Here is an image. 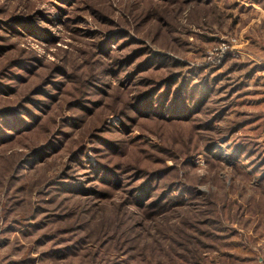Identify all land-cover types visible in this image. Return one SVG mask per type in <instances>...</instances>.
Instances as JSON below:
<instances>
[{"label":"rangeland","instance_id":"obj_1","mask_svg":"<svg viewBox=\"0 0 264 264\" xmlns=\"http://www.w3.org/2000/svg\"><path fill=\"white\" fill-rule=\"evenodd\" d=\"M0 264H264V0H0Z\"/></svg>","mask_w":264,"mask_h":264},{"label":"trees","instance_id":"obj_2","mask_svg":"<svg viewBox=\"0 0 264 264\" xmlns=\"http://www.w3.org/2000/svg\"><path fill=\"white\" fill-rule=\"evenodd\" d=\"M14 118H16V117H14ZM19 119H22L21 117H19ZM9 121V120H8ZM6 128H8L9 129V131H13V132H16L12 127H10L9 125H6V126H4V129H6ZM13 130H12V129ZM20 131V130H19ZM5 132H6V130H5ZM19 133V132H18ZM4 140H5V138H3ZM48 149H45L44 151H47Z\"/></svg>","mask_w":264,"mask_h":264}]
</instances>
